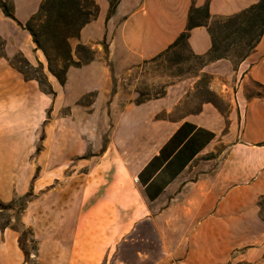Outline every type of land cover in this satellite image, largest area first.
Segmentation results:
<instances>
[{
  "label": "crops",
  "instance_id": "1",
  "mask_svg": "<svg viewBox=\"0 0 264 264\" xmlns=\"http://www.w3.org/2000/svg\"><path fill=\"white\" fill-rule=\"evenodd\" d=\"M92 1L96 16L69 41L87 60L60 82L24 28L43 0H0V211L11 213L0 264H253L264 247V27L234 65L210 54V25L260 0ZM187 29L225 108L182 112L187 80L135 100L121 76Z\"/></svg>",
  "mask_w": 264,
  "mask_h": 264
},
{
  "label": "rangeland",
  "instance_id": "2",
  "mask_svg": "<svg viewBox=\"0 0 264 264\" xmlns=\"http://www.w3.org/2000/svg\"><path fill=\"white\" fill-rule=\"evenodd\" d=\"M211 27L214 30L218 45L217 51L213 54L214 57L224 56L227 59L229 58L235 65L238 60L240 61L244 57V54L251 50L248 49L250 37L233 34V43L228 45L226 36L230 34L231 29H225L218 21L212 22ZM73 51L76 55L75 57L72 55L73 60L76 62H78V56L82 59L88 56L87 50L78 51V46H75L74 49L71 46V53ZM202 62L201 58L190 54L186 44L181 42L161 57L126 70L121 76L120 82L125 91L133 94L135 100H143L163 94L167 87L175 82L187 80L189 84L186 96L178 106V109L182 112L197 109L204 100H211L225 108L226 101L218 96L217 91L211 86L212 76L209 73L200 71ZM53 66L56 67L55 64ZM23 70L29 76L42 77L39 70L26 68H23ZM24 203V199H16L15 202L9 204L8 208H14V215L17 216ZM10 215L7 206L1 208L0 222H6ZM257 254L262 256L253 264H264V260H262L264 259V247L259 249Z\"/></svg>",
  "mask_w": 264,
  "mask_h": 264
},
{
  "label": "trees",
  "instance_id": "3",
  "mask_svg": "<svg viewBox=\"0 0 264 264\" xmlns=\"http://www.w3.org/2000/svg\"><path fill=\"white\" fill-rule=\"evenodd\" d=\"M1 5L4 13L11 16L6 6L4 4ZM194 11L196 12L194 13ZM96 14L97 6L92 0H43L39 11L24 24V28L32 35L34 43L42 50L47 60L49 72L56 76L60 82H63L68 66L78 65L80 62L87 60L88 56L84 59L78 56V62L73 60L69 41L72 38H77L80 28L92 20ZM205 16H207L205 7L200 9L192 8L188 29L197 25L198 22L204 21L202 18ZM217 21L225 29H231L230 34L226 36L228 45L233 43L234 39L232 37L235 34L241 37H250L248 49H252L258 43L264 27V0H260L258 3L234 16ZM188 29L178 37L171 47H175L181 42L185 43ZM210 32L213 41L210 54L213 55L217 51L218 45L211 25ZM77 46L78 51L88 50L83 45L78 44ZM54 64L57 68L53 66Z\"/></svg>",
  "mask_w": 264,
  "mask_h": 264
}]
</instances>
